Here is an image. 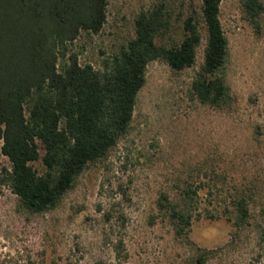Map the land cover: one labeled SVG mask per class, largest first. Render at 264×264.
<instances>
[{"label": "rangeland", "instance_id": "1", "mask_svg": "<svg viewBox=\"0 0 264 264\" xmlns=\"http://www.w3.org/2000/svg\"><path fill=\"white\" fill-rule=\"evenodd\" d=\"M160 4L181 32L201 1L109 0L102 30L83 31L70 47L100 68L135 35L139 13ZM221 19L231 105L215 108L191 93L205 38L191 68L151 62L129 134L57 207L33 213L0 186V264H264V13L256 29L240 0H222ZM3 166L10 161L0 144ZM189 187L193 221L178 235L160 200L166 193L185 205ZM241 193L251 196L243 226L234 212Z\"/></svg>", "mask_w": 264, "mask_h": 264}, {"label": "trees", "instance_id": "2", "mask_svg": "<svg viewBox=\"0 0 264 264\" xmlns=\"http://www.w3.org/2000/svg\"><path fill=\"white\" fill-rule=\"evenodd\" d=\"M200 1L181 32L165 4L141 11L135 35L96 68L81 63L70 45L83 31L102 30L109 0H0V144L10 161L0 170V186L33 213L57 207L83 171L129 134L149 64L161 60L175 71L191 68L204 38V61L191 93L215 108L231 105L222 0ZM240 2L260 29L264 1ZM195 193L185 190V205L162 195L160 207L178 235L192 225ZM250 199L241 193L234 202L239 226L250 218Z\"/></svg>", "mask_w": 264, "mask_h": 264}]
</instances>
